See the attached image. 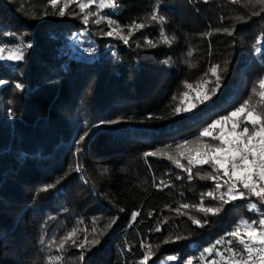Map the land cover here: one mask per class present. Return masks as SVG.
Returning <instances> with one entry per match:
<instances>
[{
	"label": "trees",
	"instance_id": "1",
	"mask_svg": "<svg viewBox=\"0 0 264 264\" xmlns=\"http://www.w3.org/2000/svg\"><path fill=\"white\" fill-rule=\"evenodd\" d=\"M80 2L88 0H76L60 16L64 0L56 8L50 0H0V264H49L57 255L63 258L58 264H141L149 247L146 264L189 258L203 264L212 258H200L204 248L241 218L260 213L248 210V200L225 204L217 215L180 208L200 204L213 190L214 181L196 175L211 168H193L189 179L160 153L187 166L176 145L196 140L250 95L258 102L252 89L261 91L264 78V12L253 16L260 6L244 0H117L111 9L97 0L85 10L96 13L85 24ZM154 10L163 23L151 19ZM135 23L144 27L128 36ZM113 27L128 36L127 44L104 34ZM224 28L233 34L217 31ZM161 32L175 39L166 44ZM12 53L23 58L7 59ZM212 65L224 69L216 94L192 113L173 115L176 105L184 106L183 92L187 104L202 91L197 85L214 80L205 76ZM203 204L219 202L204 196ZM73 228L77 243L84 236L100 243L87 250L69 243L57 251Z\"/></svg>",
	"mask_w": 264,
	"mask_h": 264
},
{
	"label": "snow or ice",
	"instance_id": "2",
	"mask_svg": "<svg viewBox=\"0 0 264 264\" xmlns=\"http://www.w3.org/2000/svg\"><path fill=\"white\" fill-rule=\"evenodd\" d=\"M76 2V0H64L63 6L58 9L57 14L64 16L66 14V9L69 8L70 4ZM205 3L208 0H204ZM233 4L241 3V0H230ZM60 3V0H50V4L53 8ZM97 0H88L87 3L80 2L78 7L83 15V21L85 24L89 22L90 15H96L95 12H85L87 8L91 5L96 4ZM117 3V0H99L98 7L100 8H113ZM245 6H251L253 9L256 6L259 7V11H253V16H259L264 12V0H244ZM104 17L101 16L95 21L99 24ZM151 19L158 23H163L165 17L158 15L157 11H153L151 14ZM238 20H243V17H238ZM113 21H109L111 25ZM142 23L133 24L129 31L128 36L132 34V28H143ZM217 31H223L228 35H232V31L228 28L217 29ZM119 35L125 44L128 43V36L120 34V30L117 27H113L110 31L104 33L107 36H113V34ZM162 41L166 44H170L175 37L169 39L163 32H161ZM152 44L151 41L148 42ZM259 43V41H257ZM155 46V45H153ZM5 49L0 48V54H2ZM257 51H260L258 48ZM189 56L192 52L188 53ZM0 58H4L0 55ZM23 58L22 53H12L7 59L20 60ZM195 65H193L194 67ZM224 69L220 65H212L205 76L209 73L214 80H204L202 85H197V89L202 91H197L196 96L190 99L187 104H185L183 98L189 97L188 92H183L180 104L173 108V115H184L194 112L199 105L207 103L211 100L212 96L218 91L221 80L222 72ZM3 81H0L2 84ZM212 84V87H207V85ZM258 86L261 91L257 92L256 87H253L252 94L258 96L260 99L257 103H252V95H250L239 107L235 108L228 115L222 116L214 120L211 124L205 127L200 133L199 137H210L218 143H205L199 137L193 141H183L182 143L176 145V150L179 152L180 156H183L187 160V166L181 164L179 159L170 155L168 152H162L160 155L167 157L172 161L177 167L183 169L188 173V178H192L193 168H202L204 165H208L211 171L204 172L201 175L200 171L196 172V175L201 176L202 179L207 178L214 181V188L212 191L202 194L201 203L198 205H188L182 204L180 208L188 209L195 208L197 211L204 213L205 215H217L223 205L228 204L232 201L237 200H248V210L251 212H259L260 217L258 219H253L251 221L241 218L235 225L234 229L227 232L224 237L217 240L212 246L206 247L200 253V258L205 259L206 257H212L207 260V264H264V107L258 110V106H264V78L258 81ZM21 87L17 84V88ZM186 87L192 89V84H186ZM176 97H173L175 100ZM230 124V128L228 125ZM219 129L218 132L215 130ZM215 132V134H214ZM87 135V133H85ZM85 136H81L80 140H84ZM188 145H193V147H187ZM184 149V151H180ZM147 156H155L157 153L149 152L146 153ZM226 177L227 179H223ZM222 181V182H221ZM163 184V181H161ZM159 186V185H158ZM167 186V185H165ZM51 187V185H49ZM223 189V191H221ZM207 196L213 200L219 202L218 206H204L203 198ZM255 198L252 201L250 198ZM180 208L175 209V211L180 212ZM123 211V209H121ZM187 214V213H185ZM139 215L138 212L132 213V219L135 220L136 216ZM192 223L202 227L203 224L200 219L195 217H190ZM116 221L113 219L106 228H111L112 224ZM206 223V221L204 222ZM106 230V229H105ZM157 227L156 231H159ZM92 233H96L97 229L92 228ZM102 230L100 235H103ZM77 232L76 228L67 232L64 236L59 239L57 245V251H64L65 246L69 243L81 250H87L91 246H95L100 243L98 238L89 240L87 236H84L82 240L77 243ZM176 239H181V237H176ZM168 241H165L167 243ZM44 243V241H41ZM56 244L55 238L49 243V249L51 246ZM223 245V247H219ZM234 245L236 247H234ZM151 255V248L144 254L143 261L141 264H146ZM62 257L57 255L54 257H49V264H58L62 261ZM177 256H168L167 261L177 260ZM195 258H189L186 264H193ZM78 260L80 262L85 261L84 252L81 251ZM164 264V262H162Z\"/></svg>",
	"mask_w": 264,
	"mask_h": 264
},
{
	"label": "rangeland",
	"instance_id": "3",
	"mask_svg": "<svg viewBox=\"0 0 264 264\" xmlns=\"http://www.w3.org/2000/svg\"><path fill=\"white\" fill-rule=\"evenodd\" d=\"M99 1V0H98ZM113 35H116L115 33L113 34ZM189 99V98H188ZM186 101H188V100H186ZM228 127L230 128V124L228 125ZM219 131V129H217V130H215V132H218ZM215 132H214V134H215ZM203 264H207V262H204Z\"/></svg>",
	"mask_w": 264,
	"mask_h": 264
}]
</instances>
